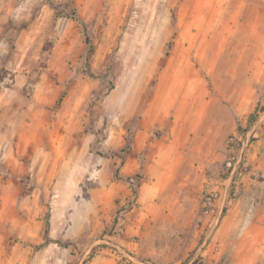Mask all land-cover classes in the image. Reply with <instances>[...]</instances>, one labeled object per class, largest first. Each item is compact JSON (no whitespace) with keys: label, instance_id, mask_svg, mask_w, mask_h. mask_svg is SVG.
Masks as SVG:
<instances>
[{"label":"rangeland","instance_id":"rangeland-1","mask_svg":"<svg viewBox=\"0 0 264 264\" xmlns=\"http://www.w3.org/2000/svg\"><path fill=\"white\" fill-rule=\"evenodd\" d=\"M251 93L259 104L264 0H0V264L184 254L204 218L188 221L194 207L176 194L144 201L141 186L157 183L148 168L186 95L193 107L233 106ZM227 157L226 147L222 181ZM228 183L229 197L243 194ZM210 193L222 195L205 187L201 215ZM48 222L60 242L41 247ZM248 225L229 242L253 243L252 264H264V238L251 227L243 236Z\"/></svg>","mask_w":264,"mask_h":264},{"label":"crops","instance_id":"crops-1","mask_svg":"<svg viewBox=\"0 0 264 264\" xmlns=\"http://www.w3.org/2000/svg\"><path fill=\"white\" fill-rule=\"evenodd\" d=\"M187 95L182 98L185 102L182 101L177 106L176 116L170 124L169 141L161 143L155 166L148 168L149 176L157 183L149 182L146 186H141L140 197L146 202H151L159 194L164 196L169 193L176 194L180 204H186V200H189V204L194 208L192 212L187 213L186 219L192 221L196 218L201 219V216L204 218L202 228L198 229L196 226L191 232L194 237H198L199 232H202L204 237L199 234L193 246L183 252L184 254H179L180 256L174 254L161 261H157L155 257L152 260L139 259L142 264H182L196 250L208 263H217L224 253L230 252L232 255L230 264H252L250 247L254 244L249 246L250 243L242 239H232L229 242L228 237L235 238L241 232L242 226L249 222V227L247 226L242 235L244 236L251 227L256 230L259 241L264 238V183L256 176L258 172L264 175V114H258L253 123L249 122L259 99L252 93L246 94V100L242 95L233 106H228L220 97H213L209 99L207 105L202 103L200 107H193L188 104L192 97L187 98ZM239 126L248 127V131L255 139L245 155L247 171L238 181L243 194L231 198L228 196V179L222 181L221 178L224 177L218 176L220 171L223 172L227 138L237 134ZM145 144L140 148L141 151L146 149L147 143ZM117 172L119 174L118 170ZM208 186L222 192L214 205L218 213L224 210L225 214L220 220L216 235L207 243L214 226L211 223L212 213L203 212L201 215V193ZM177 216L178 219L185 217L182 213ZM205 231H208L206 236ZM240 256L242 258L237 261Z\"/></svg>","mask_w":264,"mask_h":264},{"label":"built area","instance_id":"built-area-1","mask_svg":"<svg viewBox=\"0 0 264 264\" xmlns=\"http://www.w3.org/2000/svg\"><path fill=\"white\" fill-rule=\"evenodd\" d=\"M258 106V114H264V96ZM254 139L255 137L253 134L246 130L231 135L228 140V157L224 168H226L227 179L231 180V191H234L233 193H235L236 189L240 186L238 184L239 178L247 171L245 155L248 149L252 147ZM256 176L260 182L264 183V175L262 172H258ZM215 200V193H210L204 198V212L207 214L212 213L211 223L213 226H216L220 222L224 212V210H221V212L218 213L215 210Z\"/></svg>","mask_w":264,"mask_h":264},{"label":"trees","instance_id":"trees-1","mask_svg":"<svg viewBox=\"0 0 264 264\" xmlns=\"http://www.w3.org/2000/svg\"><path fill=\"white\" fill-rule=\"evenodd\" d=\"M85 32H86V35L88 36L87 26H85ZM92 50H93V45L91 44L89 52L91 53ZM258 110H259V106H257L255 112L250 115V117H249V122L250 123H253L256 120V116L258 115ZM246 130H248V127L247 128H242L241 126H239V128H238L239 132L246 131ZM127 148H128V146L122 148L121 152L118 154V155L122 156V159H124L123 154L127 151ZM115 154H117V152ZM137 177H139V175ZM121 179L127 181L132 186L133 193L136 196L139 194V190L135 186L136 182H135V180L132 177L121 178ZM45 234H46L47 237H46L44 243H42L40 245L41 247H43L45 245H49L52 242H60L59 240H53L52 238L49 237V222H48V226L46 228ZM201 243H202V241H201ZM182 264H224V262L222 260H220L217 263H208L201 254H197L196 250H194L189 255V257L182 262Z\"/></svg>","mask_w":264,"mask_h":264},{"label":"bare ground","instance_id":"bare-ground-1","mask_svg":"<svg viewBox=\"0 0 264 264\" xmlns=\"http://www.w3.org/2000/svg\"><path fill=\"white\" fill-rule=\"evenodd\" d=\"M210 35V34H209Z\"/></svg>","mask_w":264,"mask_h":264}]
</instances>
